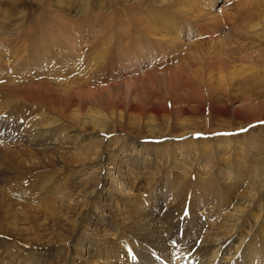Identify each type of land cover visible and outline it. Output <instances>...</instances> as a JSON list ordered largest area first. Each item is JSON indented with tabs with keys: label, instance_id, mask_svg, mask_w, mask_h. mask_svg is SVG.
Segmentation results:
<instances>
[{
	"label": "rangeland",
	"instance_id": "1",
	"mask_svg": "<svg viewBox=\"0 0 264 264\" xmlns=\"http://www.w3.org/2000/svg\"><path fill=\"white\" fill-rule=\"evenodd\" d=\"M158 1L0 0V79L5 82L0 85V264H64L70 257L79 264V255L84 256L80 264H172L177 257L183 264H203L213 249L204 245L206 237L225 233L232 224V233L242 234L239 222L247 243L231 264L252 262L246 256L249 242L251 254L262 257L264 3L186 0L194 14L209 11L227 20L218 19L219 26L210 20L195 24L203 28L207 45L202 46L215 44L211 56L225 54V64L235 67L225 75L215 72V83L224 88L204 106L189 93L194 81L187 75L175 78L178 90L185 88L182 93L169 90L159 76L146 82L148 87L140 82L129 91L124 82L134 73L105 77L101 70L109 61L91 63L93 49L109 47L114 54V48L131 44L126 35L142 29L137 19L161 16ZM182 20L187 38L190 29L185 16ZM186 38L182 43L200 40ZM124 59L117 50L114 60ZM77 70L93 85L85 82L74 90L77 85L63 83V78L76 80ZM70 130L77 137L62 140ZM28 132L36 142H29L30 136L25 140ZM132 142L142 151L129 148ZM111 150L121 157L108 161ZM110 162L117 165V192L98 184L111 173L105 169ZM227 173L230 179L224 178ZM100 202L102 207L96 205ZM239 205L247 207L249 224L230 222ZM170 244L178 255L165 250Z\"/></svg>",
	"mask_w": 264,
	"mask_h": 264
},
{
	"label": "bare ground",
	"instance_id": "2",
	"mask_svg": "<svg viewBox=\"0 0 264 264\" xmlns=\"http://www.w3.org/2000/svg\"><path fill=\"white\" fill-rule=\"evenodd\" d=\"M179 1V0H178ZM177 0H159V6L158 8H161V11L159 10L160 15L162 16H158L159 13H157V16L154 17V20L152 21L150 16H146L147 18H139L137 19L138 22H140L142 29H138L137 33L132 32L131 34L126 35L127 37H129L131 40V44L127 45L126 47H122V45L118 46V48H114V54H112V52L110 51L109 47H105V48H97L93 49V53L91 52V63H96L99 62L100 60L102 61L103 58L106 61H109V64L106 68L103 67V69L101 70V73H103L105 75V77H115L117 75L122 76L123 79L127 78V76L130 77V75H128L129 73L127 72H132L135 74V78L132 81V83H130L131 81L124 82L123 84L125 85L126 88H129L128 90H135L134 88L136 87L137 83L143 82L145 83L144 85H148L146 82H149V80H153L154 78L156 79L158 76L162 77V81L168 83V85H166L167 88H169V90L171 89H175L176 92H180L182 93V90H184V86L181 87V90H178V88L181 85H177V83L175 82V78L176 77H180V76H184L187 75L189 78L192 79V81H194L192 83V85L190 86V91L189 93H193L195 98L198 99L200 102H203L204 106L205 103L209 100L210 104L212 105L213 102V97H215L216 94V90H222L224 87L222 85H217L216 83V74L215 72H220L222 73V75H225L226 71L232 72L230 71L231 67H229L230 62H228L229 64L227 65V62L225 64L224 61V55L220 53V56H216V57H212L211 55L213 54L212 49L215 44L213 42H210L211 45L210 46H205L207 45V43H203V39L201 37L202 36V29L198 28L196 26V22L197 23H203V21L205 23H207L209 20L210 24L209 25H214L215 22L219 23V20L221 21L222 19H219V16H212V14L207 11V14L209 13V17L208 15H204L201 16V14L195 13V11H190L189 7L191 2H186V0L184 2H186L185 4H182L181 2H178ZM182 1V0H181ZM192 1V0H191ZM259 6H261L264 2L263 0H254ZM246 3V1H245ZM164 8H162L161 6L166 5ZM85 5V4H84ZM142 5V4H141ZM213 6V4L211 3L209 5V7L211 8ZM139 7V6H138ZM248 7V6H247ZM82 8V7H81ZM256 8H258V6L256 5ZM157 9V7H156ZM254 9V8H253ZM84 10V9H83ZM140 10V9H139ZM144 10V8H143ZM152 10V9H150ZM158 10V9H157ZM209 10V9H208ZM88 10H86L87 12ZM166 12V14H168L169 18L165 19V15H163V12ZM198 11V10H197ZM211 11V9H210ZM212 12V11H211ZM141 13V12H140ZM192 14V15H191ZM154 15V14H153ZM152 15V16H153ZM180 15H182L181 17H179ZM183 16L186 17L187 19V24L186 27L189 28V33H188V37L186 38V33L187 31H184L183 29L181 30L180 24L183 21L182 18ZM81 17V16H80ZM83 17V16H82ZM231 17V16H229ZM237 16H232V21H238L236 20ZM228 19V17H225L223 19ZM144 19V20H143ZM219 19V20H218ZM239 19V17H238ZM61 20V19H60ZM108 23V22H107ZM137 23V22H136ZM199 23V24H200ZM221 23H227V20L225 22ZM106 25V24H105ZM184 25V24H183ZM203 25V24H202ZM201 25V26H202ZM216 25V24H215ZM214 25V26H215ZM220 25V23L218 24V26ZM103 26V25H102ZM200 26V27H201ZM216 26V28L218 27ZM111 27V26H110ZM134 27V26H133ZM205 27V26H204ZM102 28V27H101ZM107 27H105L106 29ZM130 28V27H129ZM206 28V27H205ZM216 28H214V31L212 29V31L209 30L210 34H214ZM83 29V28H82ZM131 29V28H130ZM102 30V29H101ZM107 30V29H106ZM106 30L104 33H106ZM124 30V29H123ZM68 31V30H67ZM112 31V30H111ZM115 31V29H114ZM129 31V30H128ZM132 31V29H131ZM259 31V30H258ZM51 32V31H50ZM83 32V31H82ZM96 32V31H95ZM110 32V31H109ZM127 32V30H126ZM136 32V31H135ZM47 33V32H46ZM121 33V30H120ZM182 33H185L184 35H181ZM68 34V33H66ZM94 34V33H93ZM109 34V33H107ZM143 34L145 35V38L147 41H143L141 38V35ZM59 36V34H57ZM256 35H261L259 33H257ZM217 36H221L220 34H218ZM56 37V36H55ZM109 37V36H108ZM112 37V36H111ZM119 37V36H117ZM116 37V38H117ZM198 37H200V40L198 39ZM102 38V37H101ZM106 38V37H105ZM186 38V41H190L197 38L199 41L197 42H191L193 44H185L182 43V41ZM59 39V37H58ZM107 39V38H106ZM120 39V38H119ZM57 40V39H56ZM79 40V39H78ZM105 40V39H104ZM117 40V39H116ZM124 40V37H123ZM126 40V39H125ZM207 40V39H206ZM45 41V40H44ZM49 41V40H48ZM59 41V40H58ZM64 41V40H63ZM67 41V39H66ZM75 41V39L73 40ZM80 41V40H79ZM110 41V40H109ZM120 41V40H119ZM253 41V40H252ZM251 41V42H252ZM60 42V41H59ZM65 42V41H64ZM78 42V41H77ZM105 42V41H104ZM117 42V41H116ZM249 43L250 45L252 43ZM47 43V41H46ZM51 43V42H50ZM62 43V42H61ZM69 43V42H68ZM75 42H73L72 45ZM82 43V42H81ZM113 43V42H112ZM127 43V42H126ZM202 43L204 44L202 46ZM246 43V42H245ZM49 44V43H47ZM58 44V43H57ZM60 44V43H59ZM101 44V43H100ZM105 44V43H104ZM110 44V42H109ZM71 45V46H72ZM84 45V44H83ZM228 45V44H227ZM248 45V46H250ZM61 46V45H60ZM108 46V45H107ZM113 46V45H112ZM124 46V45H123ZM29 47V46H28ZM50 47V46H49ZM75 47V46H74ZM78 47V46H77ZM117 47V46H116ZM209 47V49H208ZM51 48V47H50ZM66 48V47H65ZM72 48V47H71ZM80 48V47H79ZM244 48V47H243ZM27 49V47H26ZM36 49V48H35ZM44 49V48H43ZM219 49V48H217ZM252 49V48H251ZM69 49H67L68 51ZM79 50V49H78ZM81 50V49H80ZM117 50H120L121 55L123 56V58L126 57V59L124 60H119V61H115L114 60V56ZM244 50V49H243ZM30 51V50H29ZM63 51V50H62ZM97 51V52H95ZM32 52V50H31ZM48 52V51H47ZM44 52V53H47ZM66 52V50H65ZM82 52V51H81ZM219 52V51H218ZM19 53V52H18ZM28 53V51H27ZM97 55H96V54ZM110 53V54H109ZM53 54V53H51ZM60 54V52H59ZM57 53V56L59 55ZM75 54V53H73ZM218 54V53H217ZM26 55V54H25ZM40 55V54H39ZM89 55V54H86ZM219 55V54H218ZM240 55V53H239ZM245 55V54H244ZM36 56V55H35ZM55 56V58L57 57ZM62 56V55H61ZM228 56V55H227ZM37 57V56H36ZM49 57V56H48ZM80 58H84L83 54H81V56H79ZM223 57V58H222ZM52 58V57H51ZM61 58V57H60ZM62 59V58H61ZM43 60V59H42ZM58 60V59H57ZM95 62H94V61ZM97 60V61H96ZM229 60V59H228ZM231 60V59H230ZM47 61V60H46ZM52 61V60H51ZM63 61V60H62ZM84 62V61H83ZM47 63V62H46ZM63 63V62H62ZM232 63V62H231ZM51 64V63H50ZM49 64V65H50ZM65 65V63H63ZM67 64V63H66ZM69 66L68 68L72 65L71 62H68ZM88 64V63H87ZM44 65V64H43ZM52 66V65H51ZM103 66V65H102ZM105 66V65H104ZM90 67V66H89ZM235 68V67H233ZM38 69V68H37ZM72 69V68H70ZM84 69V68H83ZM34 70V69H33ZM67 70V69H66ZM218 70V71H217ZM83 71V70H82ZM82 71L78 72L77 74V79L76 80H69V79H65L63 78V83H65L68 86H72V85H77L74 86V90H77L78 88H80L79 85H82V83H89V85H93L92 82L90 81L91 78L84 77ZM86 71V70H85ZM127 71V72H126ZM99 72V71H98ZM96 72V73H98ZM32 73V72H30ZM100 73V74H101ZM87 74V73H85ZM30 75V74H29ZM88 75V74H87ZM139 75H142L144 78L142 80L139 79ZM109 77V78H110ZM225 77V76H224ZM228 77V76H227ZM254 77V76H253ZM30 78V77H29ZM97 78V77H96ZM194 78V79H193ZM26 79V78H25ZM99 79V77H98ZM181 79V78H180ZM96 80V79H94ZM174 81L172 83V81ZM223 80V79H222ZM222 80L219 81V84L222 82ZM23 82L25 80H22ZM97 81V80H96ZM157 81V80H156ZM178 82V80H176ZM218 81V80H217ZM23 82L20 81H16L14 82V85H18L21 84ZM216 82V83H215ZM5 82L2 81L0 79V85L4 86ZM154 84V83H153ZM100 85V84H99ZM105 85V84H104ZM156 85V84H155ZM164 85V83H163ZM85 86V85H84ZM83 86V87H84ZM87 86V85H86ZM140 86V85H139ZM64 87V86H62ZM148 87V86H147ZM97 88V87H96ZM143 88V87H142ZM155 88V87H154ZM139 89V88H138ZM150 89V88H148ZM177 89V90H176ZM166 90V89H165ZM138 91V90H137ZM225 91V90H223ZM222 91V92H223ZM48 92V91H47ZM74 92V91H72ZM139 92V91H138ZM141 92V91H140ZM185 92V91H183ZM219 92V91H218ZM232 92V91H231ZM67 93V94H66ZM65 95L67 96L70 92L66 91ZM46 94V93H45ZM138 94V93H137ZM141 94V93H140ZM149 94V93H148ZM176 94V93H175ZM65 98V97H64ZM137 98V97H136ZM27 100V99H26ZM208 103V102H207ZM216 103V102H215ZM209 105V104H208ZM210 107H213L211 106ZM261 104L258 103L257 106H255L254 104L250 107H248V110H252L254 111L257 107H260ZM216 107V106H215ZM215 107H213V110L215 109ZM212 108H211V115L213 112ZM31 131V130H30ZM71 131V130H70ZM76 130H73L71 132L66 133V135H64V140L65 141V137L67 140H71L74 137H77L75 135ZM29 134L25 135L26 138L25 140H27V138L29 139V136L32 137V139H30L29 142L33 143L34 141L36 142V138L37 136H34L32 132H28ZM186 133V132H185ZM47 133H43V137H46ZM22 136V135H21ZM51 137V136H50ZM61 137V136H60ZM63 138V137H62ZM75 139V138H74ZM78 138H76V141ZM61 140V141H62ZM73 141V140H72ZM71 141V142H72ZM129 142V141H128ZM127 142V143H128ZM131 142V141H130ZM66 143V142H65ZM77 143V142H76ZM79 143V142H78ZM133 143V142H132ZM220 143V141H219ZM35 144V143H34ZM124 144V143H123ZM127 144L125 143V146ZM224 145V144H223ZM109 146V145H108ZM123 146V145H122ZM141 146V144L139 146H137L136 144H128L129 148H134L135 151L141 152L142 150L139 149V147ZM146 146L143 145V148H145ZM65 148V147H64ZM111 148V147H110ZM123 150V149H122ZM166 150V149H165ZM112 151V150H111ZM114 151L110 152L109 154V158L108 161L114 160L115 158H119L121 157V155H119L118 153H113ZM125 152V151H124ZM108 153V152H107ZM165 153V152H164ZM167 155V154H166ZM171 156V155H170ZM122 157H128V155H124ZM104 158V157H103ZM126 159V158H125ZM114 162V161H113ZM123 162H127L126 160L124 161H120V163ZM168 162V161H167ZM121 166V165H119ZM162 166V165H161ZM163 167V166H162ZM106 170L110 171L111 173L109 174V176H107L108 174H105L104 176L99 177L98 179V184H102L101 182L103 181V185H105L106 183L109 184V187H107V189L105 188V191H109L113 190L114 192L119 191V189H116V187H114L116 184L118 185V183L120 182V178L119 176L116 174V170H117V165L116 164H112L110 162V164L108 165V167L105 168ZM105 170V171H106ZM162 170V169H161ZM115 172V174H114ZM262 172V171H261ZM260 173V172H259ZM117 175V176H116ZM123 175V174H122ZM261 175V174H260ZM230 179L231 174L227 173V175H225V179L227 178ZM257 177V175H256ZM107 179H109L110 181H107ZM260 179V178H259ZM105 182V184H104ZM99 184V185H100ZM119 185H121V183H119ZM102 186V185H101ZM106 186V185H105ZM98 187V186H97ZM98 190V189H97ZM116 194V193H115ZM101 196V195H100ZM250 196V195H249ZM107 197H109V195H107ZM251 198V197H250ZM156 199V198H155ZM246 199V198H245ZM100 201V200H99ZM149 201V200H148ZM155 201V200H154ZM104 202V201H103ZM109 203V202H108ZM241 203H243L241 201ZM245 203V202H244ZM243 203V204H244ZM242 204V205H243ZM99 207H102V203L100 202L99 204H96ZM109 206V205H108ZM230 206V205H229ZM237 209H235L234 211L231 212V221L230 222H234L237 220H242V223H248L249 224V219H247V222L245 221V216H246V209L247 207H241V205H239L238 207H236ZM107 211V210H106ZM104 214V213H103ZM253 214H250V217ZM255 216V215H254ZM214 217V216H213ZM257 217V216H256ZM191 218V217H190ZM252 219V217L250 218ZM193 221V220H192ZM135 222V221H134ZM220 223V222H219ZM239 222L237 224V231L241 232L242 234L244 233L243 231H241V229L239 228L240 226ZM257 223V222H256ZM214 224V223H213ZM212 224V225H213ZM216 224V223H215ZM157 225V223L155 224V226ZM162 225V224H161ZM154 226V227H155ZM236 224H232L229 227H231V229L229 231H226L225 233H220V229L219 227H217L218 229V233L214 234L211 236L210 238L206 237V242H205V246H212L213 245V249H209L211 250L210 252V256L209 257H205L206 258V262L207 264H215L217 262V264H231V262H235L239 260V250L241 247H243V245H245V243H247V236L244 237V235L242 234H233L232 232L235 230ZM153 227V228H154ZM140 228V227H139ZM157 228V227H156ZM222 228V227H221ZM214 229V227H213ZM159 230V229H157ZM253 229H251L250 231H252ZM141 231V230H140ZM165 231V230H164ZM207 231V230H206ZM209 231V229H208ZM160 232V230L158 231ZM210 233V232H209ZM235 233V232H234ZM250 233V232H249ZM138 234V233H137ZM97 237L99 236L98 233L95 234ZM144 235V234H143ZM161 235V234H160ZM211 235V234H210ZM162 237V236H161ZM165 237V236H164ZM101 238V236H100ZM102 239V238H101ZM103 240V239H102ZM159 240V239H158ZM161 241V240H160ZM166 241V240H165ZM262 241V240H261ZM153 242V241H152ZM163 242V241H162ZM161 243V242H160ZM166 244V243H165ZM169 244V243H168ZM154 245V244H153ZM162 246V245H161ZM170 248L169 249H165L168 250L169 253H171L172 255H178L177 254V249L174 247L173 245H169ZM204 246V247H205ZM233 246L234 250L232 251L233 248H231ZM250 242L249 245L246 247V250L250 253H248V255L246 254V256L250 257L251 259V263L250 264H264V262H261V259L264 256V249L262 252H260V256H258L257 254H251V249L250 248ZM252 247V246H251ZM254 248V247H252ZM258 249V247H256ZM264 248V247H263ZM147 249V248H146ZM256 249V250H257ZM161 250V249H160ZM261 250V249H260ZM148 251V250H147ZM208 251V250H207ZM206 251V252H207ZM254 251V250H252ZM163 252V251H162ZM75 253V252H74ZM167 253V252H166ZM165 254V257H168V254ZM256 253V252H254ZM78 256V255H77ZM183 256V255H182ZM238 256V257H237ZM241 257V256H240ZM78 258H81V261L83 262L84 260V256L79 255ZM184 258H182L183 260ZM238 259V260H237ZM247 259V258H246ZM181 258L177 257L173 260L172 264H183L184 262L182 261ZM264 260V259H263ZM76 260L74 259V257H70L69 261L68 258H66L65 263L64 264H74ZM80 261V263H82ZM205 261H203V264H206ZM79 263V264H80ZM241 263V262H240ZM146 264V263H145ZM201 264V263H200ZM236 264H239V262H237Z\"/></svg>",
	"mask_w": 264,
	"mask_h": 264
}]
</instances>
